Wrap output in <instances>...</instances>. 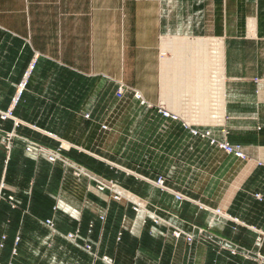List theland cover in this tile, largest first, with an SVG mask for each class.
I'll use <instances>...</instances> for the list:
<instances>
[{
	"label": "crops",
	"instance_id": "crops-1",
	"mask_svg": "<svg viewBox=\"0 0 264 264\" xmlns=\"http://www.w3.org/2000/svg\"><path fill=\"white\" fill-rule=\"evenodd\" d=\"M213 4L219 7L216 23L212 22ZM180 32L204 39L217 33L223 38L225 122L220 127L229 132L230 143L244 147L252 166L242 169L237 185L227 189L226 205L234 197L237 203L239 191L249 190L243 184L250 170L253 180L264 176V166H258L264 163V0H0V112H15L17 122L24 124H12L13 130L33 134L47 144L50 139L44 129L52 127L51 112H109L112 107L101 103L99 97H112L123 83L155 105L157 124L170 123L187 133L166 139L172 152L180 156L178 148L187 140L188 145L193 141L215 150L204 155L201 148L193 152L187 148L192 155L226 156L246 163L210 146L207 140L190 137L187 127L200 125L188 126L163 115L176 114L173 109L179 107L182 92L178 67L167 68L162 45L165 37ZM192 55L201 59L202 52L196 55L193 50ZM190 75L196 77L193 71ZM23 81L27 85L15 105ZM196 81H191V93L198 92ZM88 95L95 96V109L78 105L81 100L74 99ZM192 110L190 116L194 117ZM95 126L99 127L98 123ZM218 137H224L223 133ZM18 143L7 160L3 156L0 162V194L15 198L12 205L0 198V264H264V199H252L248 214H234L238 221L225 213L228 220L238 222L234 234L248 241L247 251L237 249L234 254L227 249L188 247L183 238L174 237L172 229L152 221L134 217L129 218L128 226L117 224L106 211L113 202L96 195L87 182L62 165H58L64 170L58 183L30 185L25 176L32 173L34 162ZM17 166L23 184L11 187L9 177ZM45 170L47 163L40 159L35 171L39 180ZM251 190L264 195V185H252ZM155 192L162 207L187 209L188 205L179 206L171 193L157 187ZM194 212L198 219L203 218L204 226L210 223L206 211L195 208ZM162 216L171 228L191 230L190 222L182 218ZM217 224L214 230L223 235L226 223ZM77 231L81 236L78 242L66 238ZM86 244L92 245L91 252L84 249Z\"/></svg>",
	"mask_w": 264,
	"mask_h": 264
},
{
	"label": "rangeland",
	"instance_id": "rangeland-1",
	"mask_svg": "<svg viewBox=\"0 0 264 264\" xmlns=\"http://www.w3.org/2000/svg\"><path fill=\"white\" fill-rule=\"evenodd\" d=\"M218 9L219 7L213 4V23L217 21ZM179 34L165 37L164 41L174 37H191L187 36L188 33L186 32H180ZM191 38L204 40L200 37ZM203 42V47L201 46L198 50H203L204 44L208 42L206 43L207 46L205 45L208 55L205 63L203 61L205 57L201 60L196 59L198 57H193L192 53L193 50H196V46L189 45L188 49H190L185 50L178 45H173L172 42H163V55L166 54L165 56H167V68L177 65L179 73H182V75L178 74V81L183 94L181 93L179 98V107L173 110L177 115V119L183 120L184 124L191 125V123H195L200 125L197 127L200 130L210 129L217 138L222 133L223 135L227 134L226 137H228L229 132L220 127V124L225 122V112L222 110L225 93L221 65L224 55V48H221L224 46L223 38H219V35L215 33ZM180 50L184 53H180ZM189 51L192 52L191 55H189ZM180 54H183L182 58ZM186 55L189 56V61ZM178 57L181 63H179V60L176 61ZM184 57L186 61L181 60ZM208 64L210 65V75L207 80L205 75ZM33 67L34 64L31 65V68ZM197 68L198 70H196ZM183 69L186 71L184 70V73L183 71L180 72ZM192 71L196 73L194 79L190 75ZM165 75L169 77L167 72ZM192 80H197L195 83H197L198 92L196 91V93L193 90L191 93L192 87L190 86L194 84L191 82ZM206 80L208 84L204 85ZM26 85L27 81H23L18 85L17 97L14 99L15 105L22 97ZM90 91L93 90L90 89ZM185 91H188V93ZM137 94L139 92L131 91L123 83H119L113 91L112 97L105 99L102 96L99 97L101 103L112 107L109 112L100 111L95 113V110L51 112L48 119L51 121L52 127L44 129L47 130V138L50 139L47 144L41 143L38 141L39 138L28 132L22 134L15 132L12 124L15 127L24 124L23 122H17L15 112L10 110L0 112V162L3 156L6 159L12 153L16 141H18L25 154L34 162L32 173L25 176L30 179V185L33 183L39 184L40 182L44 184L58 183L62 179L64 171L58 165H62L75 178L87 182L96 195L106 196V199L108 198L113 202L106 211L112 213V217L115 218L117 224L124 223L128 226L129 218H140L144 222L152 221L155 225L172 229L173 235L177 231H182L178 239L183 238L188 247L196 245L213 249L247 251L248 241L242 237L238 239L234 234L238 222L228 220L220 213H227L237 221L238 219L234 214H248L252 199L255 198L260 201L264 199L263 193L251 190L252 185H264V176L253 180V172L250 170L249 176L243 184L248 186L249 190L239 191L241 192V199L236 203V197H234L231 204L227 206V189L232 186L234 188L237 185L239 181L237 177L242 169L246 170L252 167L248 165L250 160L245 161L246 163H240L234 162L226 156H213L211 154L200 157L195 154L192 155L193 153L186 151L187 148H190L192 152L196 148H201L199 152L204 155L209 150L205 147L207 145L196 144L193 141L188 145L187 140L178 148L180 156L175 151L172 152V145L166 139L172 135L187 136V133L179 128L171 127L170 123L157 124L156 121L159 119L155 105L147 103L142 95L141 98H138ZM76 98L81 100L78 105L82 103L84 106L94 107L95 109V96L74 97V99ZM190 108L195 109L194 117L190 116L192 115L189 111ZM178 115L182 116L183 119H179ZM96 123L99 127L95 126ZM203 125H208V128L203 127ZM187 128L189 130L188 135L195 138L196 136L191 133L189 127ZM185 139H181V141ZM204 140L201 138V141ZM208 143L212 146L209 141ZM67 145L71 146L67 147ZM79 146L82 148L78 149ZM213 151L215 150L212 148L209 152ZM40 159H44L48 169L43 173L41 180L38 179L35 172L38 169ZM17 170L18 166L16 171L13 170L9 177L8 183L11 187L23 184L18 177ZM161 181L164 182V185L160 184ZM3 185L11 190L10 186ZM154 187L163 192L171 193L179 206L187 204V209L178 207L177 211L179 213L177 214V211L172 210V208L176 209L175 206L162 207L156 202ZM0 198L11 205L15 201L12 195L0 194ZM95 201L97 200L95 199ZM195 208L206 211L211 216L209 224L203 225V218L198 219L195 215ZM163 214L190 222L187 224L190 225L191 230L187 231L182 227L171 228L170 221L165 219L162 216ZM221 221L226 223L225 230H222L223 235L218 230H214L216 226H219L217 223H221ZM186 235L193 236L194 242L189 243ZM259 243L262 242L258 241L257 245Z\"/></svg>",
	"mask_w": 264,
	"mask_h": 264
},
{
	"label": "built area",
	"instance_id": "built-area-1",
	"mask_svg": "<svg viewBox=\"0 0 264 264\" xmlns=\"http://www.w3.org/2000/svg\"><path fill=\"white\" fill-rule=\"evenodd\" d=\"M140 94V93H139ZM138 95V98H141V94ZM163 115L165 117H170V118H173V119H176L177 120V115H174L173 113L171 112H164ZM189 129L191 131V133L196 136V137H199V138H202V139H205V140H208L210 142V144L214 147H216L217 149L223 151L225 154L229 155V156H232L236 159H239V160H242V161H247L249 159L244 147H242L241 145H234V144H231L228 140H227V137H226V134H224V137L219 139L217 138L213 131L208 129V130H200L198 128H195V127H190L189 126ZM258 166H264V163L262 162H259L258 163ZM161 185H164V182H160ZM163 187V186H162ZM179 199L181 197H178ZM49 227L53 228L54 225L52 223V221H47L46 223ZM182 231H177L174 233V236L178 239L180 236H181V233ZM202 233V232H200ZM187 238H188V241L189 243H193L194 242V237L191 236V235H186ZM66 238L72 242H78V240L81 238L80 236V233L77 231L76 233H70L66 236ZM84 249H86L88 252H91L92 251V245L90 244H86L84 246ZM237 249L233 250L232 252L235 254L237 253L236 252ZM105 261H108L109 262V259L108 258H104Z\"/></svg>",
	"mask_w": 264,
	"mask_h": 264
},
{
	"label": "bare ground",
	"instance_id": "bare-ground-1",
	"mask_svg": "<svg viewBox=\"0 0 264 264\" xmlns=\"http://www.w3.org/2000/svg\"><path fill=\"white\" fill-rule=\"evenodd\" d=\"M221 40H222V39H221ZM203 41H205V39H204V40H199V38L197 39V38H191V37H186V38H184V37H178V38L174 37V38H172V39L165 40L164 43H166V42H172L173 45H174V44H175V45H178V46H180V48L182 47V48L185 49V50L188 49V46H189V45H191V46L194 45V46H196V55H198L199 52H202L203 55H201V56H202L201 59H203V57H205V58L203 59V61H204V63H205V62H206L205 59L208 58V55H207L206 50H205V48H206L205 45H206V43H208V42H206V43L204 44V48H203V50H198V49H200L201 46L203 47V43H204ZM218 41H219V40H218ZM220 44H221V43H220ZM197 45H198V46H197ZM218 45H219V44H218ZM186 46H187V47H186ZM191 46H190V47H191ZM206 46H207V45H206ZM165 47H166V46H165ZM174 47H176V46H174ZM216 47H217V46H216ZM172 48H173V47H172ZM180 48H179V49H180ZM221 48H223V47H221ZM183 49H181V50L184 51ZM189 49H190V48H189ZM189 49H188V50H189ZM191 49H192V48H191ZM181 50H180V53H184V52H185V51L182 52ZM219 50L221 51L220 48H219ZM166 51H167V50H166ZM166 51H165V52H166ZM217 52H218V51H217ZM185 54H186V53H185ZM205 54H206L207 57L205 56ZM211 54H212V53H211ZM211 54H210V55H211ZM218 54H219V53H218ZM218 54H217V55H218ZM180 56H181V58H182V57H183V54H180ZM180 56H179V57H180ZM221 56H222V55H221ZM179 57H178V58H179ZM186 57H187V55H186ZM196 57H197V56H196ZM178 58L176 59V61L179 60V63H181V62H180V58H179V59H178ZM187 58H188V61H189V59H190L189 56H188ZM187 58H186V59H187ZM218 58H219V57H218ZM221 58H222V57H221ZM184 59H185V57H184L183 59H181V60L183 61ZM196 59H198V58H196ZM196 59H195V60H196ZM201 59H199V60H201ZM174 60H175V58H174ZM199 60H198V61H199ZM219 60H220V59H219ZM184 61H186V60H184ZM190 62H191V61H190ZM201 62H202V61H201ZM220 62H221V61H220ZM179 63H177V64H179ZM182 63H184V62H182ZM186 63H187V62H186ZM197 64H198V63H197ZM219 64H220V63H219ZM204 65H205V64H204ZM221 65H222V62H221ZM195 66H196V65H195ZM180 67H181V69H182V65H181ZM195 68H196V67H195ZM166 69H167V68H166ZM185 69H187V68H185ZM185 69L180 70V72L183 71V73H184V70H185ZM222 69H223V68H222ZM196 70H198V68H197ZM196 70H195V71H196ZM206 70H207V69H206ZM185 71H186V70H185ZM221 71H222V70H221ZM211 72H212V71H211ZM218 72H219V71H218ZM186 73H187V72H186ZM179 74L182 75V73H179ZM222 74H223V72H222ZM202 75H203V74H202ZM202 75H200V77H202ZM165 76H166V75H165ZM188 77H189V76H188ZM220 77H221V76H220ZM222 77H223V76H222ZM186 78H187V77H186ZM197 78H198V76H197ZM201 79H202V78H201ZM204 85H205V84H204ZM201 87H202V86H201ZM201 87H200V89H201ZM203 88H204V87H203ZM202 91H203V90H202ZM220 214L222 215L223 213H220ZM223 215H224L227 219H229V217H228L227 215H225V214H223Z\"/></svg>",
	"mask_w": 264,
	"mask_h": 264
}]
</instances>
